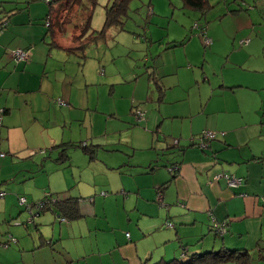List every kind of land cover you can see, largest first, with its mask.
<instances>
[{"label":"crops","instance_id":"crops-1","mask_svg":"<svg viewBox=\"0 0 264 264\" xmlns=\"http://www.w3.org/2000/svg\"><path fill=\"white\" fill-rule=\"evenodd\" d=\"M237 3L233 9L240 6L239 12L256 11ZM167 5L161 0L158 7L168 13L183 2ZM49 12L45 0H0V16L9 19L0 32V151L6 154L0 157V188L6 191L0 198V264L184 263L194 254L222 249L248 251L250 264V252L264 260V61L255 66L256 83L233 78L245 53L236 50V42L247 20L221 54L216 52L226 23L199 24L198 36L203 29L213 40L206 45L200 37L210 49L201 54V67L189 58L198 41L187 39V31L159 36L154 65L149 59L145 64L148 84L139 90L114 83L111 95L125 88L138 94L131 102L119 94L114 105L105 101L99 107L90 96L99 84L80 71L73 45L52 31ZM171 21L157 22L170 28ZM176 23L185 31L184 23ZM245 40L241 46H258ZM17 48L29 50V60L16 62L12 51ZM216 55H222L223 68L211 74L206 67ZM148 101L156 103L153 111L134 122V108ZM202 131L217 133L205 150L193 146ZM85 145L95 153H86ZM101 151L106 153L102 161ZM85 159L91 161L90 177ZM174 164H179L176 172ZM224 174L243 182L231 187ZM36 182L49 185V192L36 191L35 186L42 188ZM53 182H92V192L107 194L86 200ZM45 192L60 200L80 198L81 216L64 222L57 209L46 210L34 227L11 226L13 220H26L20 197L33 194L35 203L46 198ZM214 224H224L226 232L211 236ZM49 225L52 231H46ZM217 240L221 248L213 251Z\"/></svg>","mask_w":264,"mask_h":264},{"label":"rangeland","instance_id":"rangeland-1","mask_svg":"<svg viewBox=\"0 0 264 264\" xmlns=\"http://www.w3.org/2000/svg\"><path fill=\"white\" fill-rule=\"evenodd\" d=\"M162 1H164V4H168L167 7H169V2H174L177 4L178 0ZM239 1L247 8H255L256 11H242L236 13L230 12L231 9L238 6L237 2H234L232 0H212L211 3L214 5V7L205 14L184 7L172 8L173 6L169 7L171 11L166 13L164 10H160L158 7L161 0H158V2L157 0H133L130 5V18L126 21L125 29L120 32H118L116 29L112 30V35L109 39H107V41L90 43L85 50L86 57H83L82 55H80L82 57H78L81 64L80 66H78L80 67V71H87L88 74L91 75L92 81L99 84L97 90H93L90 92L92 104H98L99 107H102L104 106L103 103L106 101L108 104L114 105L111 102H114V100L119 97V94L128 98H124V100H126L127 102H131L134 93L136 95L138 94V90L131 93V91L126 88L123 92L120 91V89H117L118 93L115 94V92H113V94L111 95L109 90L111 89L112 84L116 83L117 87L119 88L126 85L130 89L138 86L137 89L139 90L141 89L139 87L147 85V80L149 77L145 73L147 71L145 64L147 62V59H149L150 65H154L153 58L158 54L156 45H159V43H157L156 41L159 36L167 35L168 32H171V34L175 36L187 31V39H189L190 37L191 40L195 39L198 41V43H193L191 47L194 46L193 48H196L195 50H197V52L195 54L199 58L194 57L191 47L188 52L189 55H191L189 57L191 58V61H195V59H197V62L199 63L198 65L199 67H201V64L203 62H200V56L203 52H207L208 54L210 49L206 48L202 40H200L201 36H198L199 31L197 33V29L194 27L196 23L204 24L207 26L216 24L217 21L219 22V24H221L222 21L226 23L227 29L224 33L220 32L222 36L220 50L216 52L221 54L225 53V47L227 49V47L229 48L230 45H232L233 39L231 37L235 35L236 32H238L237 30L240 28V25H242V23L247 20V24L242 27L243 29L241 28L242 32L240 33L239 37L236 36V38L238 37L236 42V50L238 52L245 53L240 54L241 56H239V58L237 59V65L239 66L240 70L236 72V75H234L233 78L239 81H243V83H256V80L258 78V72L256 71L259 70H257L255 66L258 65L260 67L261 62L264 61V0ZM98 2L99 4L95 7L92 14L91 25L93 30H101L103 28L105 23V7L109 4L110 0H98ZM154 8L155 10H153ZM79 14L80 13L78 12V8L76 6L72 11H68L63 3L57 4L55 6V12L53 15V29L55 31V34L58 36L59 41H61L62 43H66L67 45L72 44L73 46L78 44V42H76V39H74V35L80 34L82 28H84L86 20V16H81ZM159 20H165V22H167L168 20H172L170 23V28H167V26L163 28L159 27V22H157ZM177 21H179V23H184L183 25L185 31H181L182 29H179L181 27H177ZM238 21H240V23L236 28L235 24ZM241 36H243L244 38H241ZM229 37L232 39V41ZM248 38H250L251 40H256V44H258V46H255L253 48H249V45L241 46V42ZM250 54H252V56H250ZM235 57L236 54L233 55L232 61H234ZM209 63L210 64H207L206 67L207 72L210 71L211 74H213L212 70L216 69L217 72L219 70L221 73L223 68L222 55H216L214 59H210ZM121 73L125 76V80L122 79V77L120 78ZM261 75L264 76V73L260 74V77ZM91 79L89 78L88 80L90 81ZM137 80L139 82H137ZM97 99L98 103L96 101ZM153 105H156V103L152 104L150 103V101L143 104L138 103V107H135L133 110V121L137 122L135 116L136 110L140 109L142 112L149 111L151 113L154 109ZM105 156L106 153L101 151L97 157L102 161V158L104 159ZM85 158L88 159L87 156H85ZM86 159V164H82V166L85 167L86 174L90 177V175L88 174V168L86 166L89 165L91 161L88 162V160ZM38 183L42 186L45 182ZM38 183L36 182L35 184L38 185ZM80 183L83 184L82 189L79 186ZM53 184H58L60 189L64 190L65 193H68L69 196H78L81 192L85 195L84 197L86 200L95 199L96 197L98 198L97 200H100L101 197H104L103 190L101 189L94 192L91 191V187H88V185H91L92 182H53ZM48 186L49 185H44L42 186V188L39 186L35 187L36 191L42 193L43 190L49 192L50 189L48 188ZM70 186L71 188H69ZM45 194L47 193L45 192L44 195ZM63 194L64 193H61V196ZM29 195L23 196L28 198L29 203H32L33 196H36L33 194ZM41 200H45V196H43ZM23 209V213L25 214L23 217L26 216V220L23 221V218H16L17 220H13L11 226H19L21 228H25L26 226H28L26 222L30 218H32V216L25 207H23ZM36 217L37 216L34 217L33 222H35ZM33 225L34 223H32L31 226ZM45 228L46 231H52L51 225ZM212 231L213 232H211V236H214V232L216 233V230L212 228ZM216 242L217 245L215 246V248H213V251H217L221 248L220 240H217ZM250 253L253 258L251 259L252 264H264V260L259 259L257 253L255 255L253 254V252ZM190 259V257L184 258L183 261H185L184 263H186ZM221 264L235 263L225 262Z\"/></svg>","mask_w":264,"mask_h":264},{"label":"trees","instance_id":"trees-1","mask_svg":"<svg viewBox=\"0 0 264 264\" xmlns=\"http://www.w3.org/2000/svg\"><path fill=\"white\" fill-rule=\"evenodd\" d=\"M132 1L133 0H110L109 4L105 7V23L101 30H93L91 25L93 11L95 7L99 4L98 0H50V2H47L50 6L48 21L52 24L53 31V15L55 12V6L57 4L63 3L68 11H72L73 8L76 6L78 8V12L80 13L79 15L86 16V20L84 28H82L80 34L74 35V39H76V42H78V44L71 47L70 51L82 55L83 57H86L85 50L90 43L107 41V39H109L112 35V30L116 29L118 32H120L125 29L126 21L130 18L129 11ZM211 1L212 0H182L184 8L199 11L203 14H205L214 7ZM232 1L237 2L238 0ZM241 10L242 9L239 6L238 9H232L230 10V12H239ZM3 20H7L8 22L7 26L4 28L6 29L9 25V19L6 18V16H0V21ZM202 30L203 29H201V31ZM204 132L205 131H202L198 141L193 143L194 147H197L201 150H205L208 147H201L202 136ZM175 141V144H178L179 141ZM81 147L85 150L86 153H95V149H93L92 147H88L87 145ZM178 167L179 164H174L171 171L176 172V170H178ZM106 194L107 193L103 192V195ZM56 200L57 201L54 204L46 206L44 210L41 211V213L46 210L57 209L60 212V218H64L66 220L65 222L72 221L81 216L78 210L80 198H70L68 200H60L59 198H57ZM31 204L33 205V202ZM168 226L171 227L172 224L168 223ZM225 262H234L235 264H250V254L246 250L222 249L217 252L194 254L191 256V259L186 263L173 260L169 262H158L156 264H221Z\"/></svg>","mask_w":264,"mask_h":264},{"label":"built area","instance_id":"built-area-1","mask_svg":"<svg viewBox=\"0 0 264 264\" xmlns=\"http://www.w3.org/2000/svg\"><path fill=\"white\" fill-rule=\"evenodd\" d=\"M45 1L46 2H50V0H45ZM7 24H8L7 20L0 21V31L1 32L4 30V28L7 26ZM194 27L196 29H198L199 28V24L196 23ZM200 33H201V36L203 37L204 43L206 45H209V44L212 43V39L209 36L206 35V31L205 30H202ZM243 43H248V40H244ZM12 56H13V58H14V60L16 62L27 61L30 58V51L22 49V48H17V49L12 51ZM3 115H4V109L0 108V125H2V122H3ZM135 116H136V120L140 121L144 117V112H142L141 110H136ZM215 137H216V132L205 131L203 133V136H202L201 147L202 148H206L208 146V142L210 140L215 139ZM0 143H1V140H0ZM4 156H5V153L4 152H0V157H4ZM218 177H220V176H217V178ZM223 177L227 180L229 186H231V187H237L243 182V178L235 177V176H232V175L224 174ZM5 195H6V191H4V190H2L0 188V198H4ZM19 201H20V204L23 207H25L28 210V212L31 214V216H32V218H30L27 221V223L28 222L29 223L30 222L33 223L32 219L35 216L40 214L41 211H43L46 206H48V205L50 206V205L54 204L57 200L52 195L47 194L46 198H45V201L36 202V203H33V205L28 202V199L26 197H23V196L20 197ZM60 220L64 221V222L66 221L64 218H60ZM213 228L220 235H223L226 232V227H225L224 224L220 225V226L214 224ZM9 239H10L11 243H17V239L14 238L13 236L9 235ZM8 245H9L8 243H4L3 244L4 247H7Z\"/></svg>","mask_w":264,"mask_h":264},{"label":"bare ground","instance_id":"bare-ground-1","mask_svg":"<svg viewBox=\"0 0 264 264\" xmlns=\"http://www.w3.org/2000/svg\"><path fill=\"white\" fill-rule=\"evenodd\" d=\"M0 152H2V151H0ZM5 156H6V154H5ZM5 156H4V157H5ZM2 158H3V157H2ZM40 202H41V201H40ZM33 220H34V218L32 219V221H33ZM28 223H29V222H28ZM30 223H31V222H30Z\"/></svg>","mask_w":264,"mask_h":264}]
</instances>
